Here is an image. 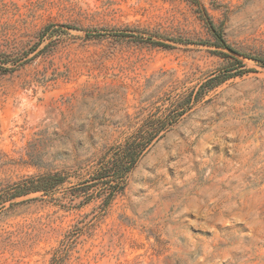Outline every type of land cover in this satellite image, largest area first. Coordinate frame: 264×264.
<instances>
[{"label": "rangeland", "instance_id": "1", "mask_svg": "<svg viewBox=\"0 0 264 264\" xmlns=\"http://www.w3.org/2000/svg\"><path fill=\"white\" fill-rule=\"evenodd\" d=\"M200 1L264 56V0ZM214 41L189 0H0V51L21 59L0 71V264H264V64ZM230 55L245 71L195 101ZM160 127L122 180L95 178Z\"/></svg>", "mask_w": 264, "mask_h": 264}, {"label": "trees", "instance_id": "2", "mask_svg": "<svg viewBox=\"0 0 264 264\" xmlns=\"http://www.w3.org/2000/svg\"><path fill=\"white\" fill-rule=\"evenodd\" d=\"M193 4L198 6L200 10V15L202 19L205 21L206 26L212 32L215 37L214 45L226 48L234 55H243L246 57H251L262 64H264V56H252L247 55L246 53H241L237 49H235L229 42H227L222 27L217 25L208 9L202 4L200 0H189ZM50 26L46 28L49 29ZM118 35H126L125 33H118ZM151 43L155 45L161 46H171L167 43H164L160 40L150 39ZM221 54L229 55L224 51H220ZM233 56V55H230ZM25 58V57H24ZM236 61H238V70L236 73H223L212 76L207 79L201 86L198 94L194 98L195 101L199 100L205 92L210 91L215 88L228 78L235 76L236 74H240L245 71L242 69L244 66L241 64V61L233 56ZM21 59H12L6 53L0 51V71L7 72L13 70L15 66H9L8 64L17 65ZM190 104V103H188ZM163 127L160 128H152L148 131H139L134 136L129 138L125 143H121L111 149V151L104 157V160L101 161L96 173L95 178L99 181H103L106 183H111L113 180L118 179L122 180L135 166L138 160L142 157V155L146 152L147 148L153 142L155 138H157L162 132ZM64 181V178L59 177V175H40V176H30L26 177L23 180L16 182L13 186V191L8 192L6 198L12 200L16 197H20L23 195H27L32 192L37 191H49L53 189L58 184H61ZM118 189H112L110 194L106 197V202L112 199V197L116 194ZM3 202V201H1ZM14 203V202H12ZM1 204V203H0Z\"/></svg>", "mask_w": 264, "mask_h": 264}]
</instances>
